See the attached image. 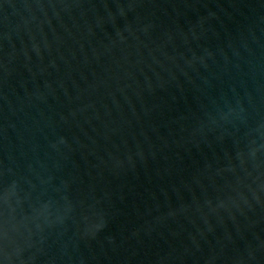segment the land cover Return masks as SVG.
<instances>
[{
    "label": "water",
    "instance_id": "1",
    "mask_svg": "<svg viewBox=\"0 0 264 264\" xmlns=\"http://www.w3.org/2000/svg\"><path fill=\"white\" fill-rule=\"evenodd\" d=\"M0 264H264V0H0Z\"/></svg>",
    "mask_w": 264,
    "mask_h": 264
}]
</instances>
